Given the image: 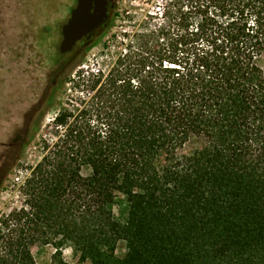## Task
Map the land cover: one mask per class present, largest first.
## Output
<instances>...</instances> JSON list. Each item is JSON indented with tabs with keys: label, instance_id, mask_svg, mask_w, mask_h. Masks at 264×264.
Wrapping results in <instances>:
<instances>
[{
	"label": "trees",
	"instance_id": "16d2710c",
	"mask_svg": "<svg viewBox=\"0 0 264 264\" xmlns=\"http://www.w3.org/2000/svg\"><path fill=\"white\" fill-rule=\"evenodd\" d=\"M162 19L70 80L0 214V264H38L36 246L52 264H264V0H171Z\"/></svg>",
	"mask_w": 264,
	"mask_h": 264
},
{
	"label": "rangeland",
	"instance_id": "374dc122",
	"mask_svg": "<svg viewBox=\"0 0 264 264\" xmlns=\"http://www.w3.org/2000/svg\"><path fill=\"white\" fill-rule=\"evenodd\" d=\"M170 1L111 0L108 23L61 55V28L76 0H0V214L20 205L17 184L26 168L41 161V139L50 136L62 106L75 99L70 80H78L81 71L109 70L134 36L164 24ZM83 174L90 176L91 170ZM54 253L50 246L33 249L38 264H52ZM125 254L120 243L117 257ZM63 258L66 264H89L79 262L70 248Z\"/></svg>",
	"mask_w": 264,
	"mask_h": 264
},
{
	"label": "water",
	"instance_id": "95a60500",
	"mask_svg": "<svg viewBox=\"0 0 264 264\" xmlns=\"http://www.w3.org/2000/svg\"><path fill=\"white\" fill-rule=\"evenodd\" d=\"M108 0H77L68 21L61 28L59 52L71 53L85 39L104 27L109 21Z\"/></svg>",
	"mask_w": 264,
	"mask_h": 264
},
{
	"label": "flooded vegetation",
	"instance_id": "af4514ba",
	"mask_svg": "<svg viewBox=\"0 0 264 264\" xmlns=\"http://www.w3.org/2000/svg\"><path fill=\"white\" fill-rule=\"evenodd\" d=\"M107 3H108V14H109V13H110V4H111V0H108ZM76 4H77V0H76ZM75 7H76V5H75ZM75 7H74V8H75ZM74 8H73V9H74ZM73 9H72V10H73ZM72 10H71V12H72ZM70 16H71V13H70ZM69 18H70V17H69ZM69 18H68V19H69ZM68 19H67V21H68ZM109 19H110V15H109ZM67 21H66V22H67ZM66 22H65V23H66ZM65 23H64V24H65ZM64 24H63V25H64ZM86 40H88V39H85V40H83L82 42H80V43L76 46V48H75L73 51H75V50L77 49V47H79V46H80L82 43H84ZM73 51H72V52H73ZM72 52H71V53H72ZM68 54H70V53H68ZM61 55H62V54H61ZM65 55H67V54H65Z\"/></svg>",
	"mask_w": 264,
	"mask_h": 264
}]
</instances>
